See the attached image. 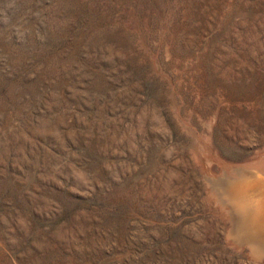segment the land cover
<instances>
[{"label":"rangeland","instance_id":"374dc122","mask_svg":"<svg viewBox=\"0 0 264 264\" xmlns=\"http://www.w3.org/2000/svg\"><path fill=\"white\" fill-rule=\"evenodd\" d=\"M263 162L264 0H0V264H264Z\"/></svg>","mask_w":264,"mask_h":264},{"label":"bare ground","instance_id":"6f19581e","mask_svg":"<svg viewBox=\"0 0 264 264\" xmlns=\"http://www.w3.org/2000/svg\"><path fill=\"white\" fill-rule=\"evenodd\" d=\"M257 172L253 168H240L218 178L206 173L211 191L223 206L226 205L227 213H224L232 222L230 232L240 239L251 238L249 243L253 253L261 251L260 245L264 243V180H257Z\"/></svg>","mask_w":264,"mask_h":264}]
</instances>
